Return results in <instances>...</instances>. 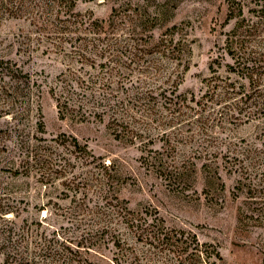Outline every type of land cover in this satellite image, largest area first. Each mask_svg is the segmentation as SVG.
Here are the masks:
<instances>
[{
  "label": "rangeland",
  "instance_id": "obj_1",
  "mask_svg": "<svg viewBox=\"0 0 264 264\" xmlns=\"http://www.w3.org/2000/svg\"><path fill=\"white\" fill-rule=\"evenodd\" d=\"M72 1L0 18V264H264V0Z\"/></svg>",
  "mask_w": 264,
  "mask_h": 264
},
{
  "label": "trees",
  "instance_id": "obj_2",
  "mask_svg": "<svg viewBox=\"0 0 264 264\" xmlns=\"http://www.w3.org/2000/svg\"><path fill=\"white\" fill-rule=\"evenodd\" d=\"M27 1L28 0H0V18L1 17L17 18L18 15H20L19 13H22V14L26 13L25 5ZM52 1L53 2L51 3L49 2V0H47L48 4H45V6L42 7L41 9H45L46 11L49 12L52 10V8L55 7V6L50 5V3L53 4L55 2H59L60 4L58 5H62L65 8V12L63 13L64 15L68 16V15L73 14L72 10L75 7L74 1L72 0H52ZM58 19L60 20V18ZM114 24L115 22L111 20L110 18L107 21H101L100 24H96V26L98 27L97 31L104 32V30H108L110 27H113ZM168 42L170 41H165V40L160 41L159 42L160 47H164L167 49L169 46H171ZM157 47H159V45ZM234 47H238L237 48L238 52L242 50L241 55L248 57L244 59L242 64H243V68L246 69V76H248V81H249V84L251 85L250 87L260 90L259 87L264 85V61L261 62L260 60H255L252 56H250L251 54L249 53H252L251 50L246 55V52L248 51V44L244 40H238L237 42H235ZM4 76H7L10 80L15 81L20 84L21 89L18 88V91L15 93V96L17 98L21 97L22 95L23 96L26 95L25 87H28V85L30 84L29 76L22 74V72L18 70L17 68H15V70L8 69L7 72H5ZM261 92H264V88L261 90ZM262 106L264 107L263 104ZM59 109L60 107H58V112L60 113L61 110ZM12 111H14L13 108H11L10 110L4 111L3 114L4 116L15 114V112H12ZM117 216H118L120 224L127 230H132V231L134 230L136 234H138L137 236L141 242L146 241V242H151V244L158 242L159 243L158 246L160 247L164 245L165 246L172 245L171 244L172 236L164 235V234L162 235L159 232L160 228H158V226L156 229V224H153L154 226L149 225L147 229V227L145 226L147 221L142 218L141 219L134 218L132 212H126V213L119 212ZM190 245L193 247V251L195 252L193 253V255L195 254V257H200L201 253L199 252V247L195 241V238H191ZM113 246L118 250V252H116V254L112 258V262L114 264H140V259H138L137 256H134L135 254H130V253L127 254L122 251L119 240L114 241Z\"/></svg>",
  "mask_w": 264,
  "mask_h": 264
}]
</instances>
